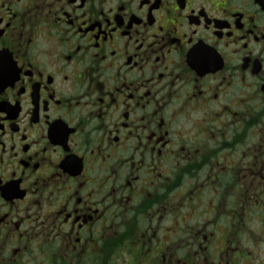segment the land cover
Masks as SVG:
<instances>
[{
  "label": "flooded vegetation",
  "instance_id": "flooded-vegetation-1",
  "mask_svg": "<svg viewBox=\"0 0 264 264\" xmlns=\"http://www.w3.org/2000/svg\"><path fill=\"white\" fill-rule=\"evenodd\" d=\"M0 264H264V3L0 0Z\"/></svg>",
  "mask_w": 264,
  "mask_h": 264
},
{
  "label": "water",
  "instance_id": "water-1",
  "mask_svg": "<svg viewBox=\"0 0 264 264\" xmlns=\"http://www.w3.org/2000/svg\"><path fill=\"white\" fill-rule=\"evenodd\" d=\"M260 2L264 3V0H259Z\"/></svg>",
  "mask_w": 264,
  "mask_h": 264
}]
</instances>
